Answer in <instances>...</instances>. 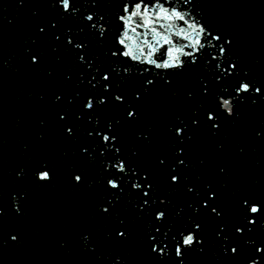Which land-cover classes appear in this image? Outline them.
Returning a JSON list of instances; mask_svg holds the SVG:
<instances>
[{
	"label": "water",
	"instance_id": "obj_1",
	"mask_svg": "<svg viewBox=\"0 0 264 264\" xmlns=\"http://www.w3.org/2000/svg\"><path fill=\"white\" fill-rule=\"evenodd\" d=\"M0 14L123 166L178 264H264V0H70L67 12L0 0ZM175 48L182 66L156 69Z\"/></svg>",
	"mask_w": 264,
	"mask_h": 264
},
{
	"label": "snow or ice",
	"instance_id": "obj_2",
	"mask_svg": "<svg viewBox=\"0 0 264 264\" xmlns=\"http://www.w3.org/2000/svg\"><path fill=\"white\" fill-rule=\"evenodd\" d=\"M125 10H127V9L125 8ZM159 11L167 19H171L174 16L177 17V18H179V19H183V17L179 16V14L177 12H172L169 15L165 11L164 8H160ZM138 12H139V9H137L136 12H133L132 15H137ZM89 19H92V18L90 17ZM121 19H123V17H121ZM129 19H130V17H129ZM189 27L192 28L193 32L196 31V29L192 25H189ZM101 31H102V29H101ZM204 32H205V30L202 27H200L199 28L198 36L200 34L204 33ZM126 38H127V34L125 33L124 34V38H119V37L117 38V43H119L120 45H125L126 46V44H125ZM213 39H217V38L216 37H213ZM165 43H171V41L165 39ZM203 46L204 45L201 43L200 39L199 38H196L189 45H185V47H192L193 50L191 52H182V49L181 48H175V49L172 50V54L168 53V60L167 61H164L162 63H155V61H150V62L151 63H155V66L158 67V68H165V69L172 68V69H176V68H179V67L182 66V61L179 59V57L176 55V53H181L182 52V54L184 56L191 57L192 54L198 50V48H202ZM119 54L120 55H123V56H129V55H131V49H129L128 51L120 52ZM138 58L139 57L133 56V59H138ZM103 79L107 80L108 77L107 76H104ZM238 91L239 92H246V91H248V88H247L246 84H245V86H242L240 84V87H239ZM117 99H119V97H117ZM221 105L225 109H228V108L231 107V104H230L229 100H221ZM129 115H131V113H129ZM211 118L212 117L209 116V119H211ZM103 139L104 140H108L109 138L107 136H104ZM117 169L119 171H122L123 170V166L122 165H118L117 166ZM40 178L41 179H47V174H42ZM173 179H175V177H173ZM112 186L115 188L117 186V184L116 183H113ZM133 186L136 187V185H133ZM249 211L255 212L256 209L255 208H249ZM193 241H194V236L191 233H189L188 235H183L182 236L181 244L183 246H185L187 244H193ZM176 252L178 253V255H181V247L179 245L176 248Z\"/></svg>",
	"mask_w": 264,
	"mask_h": 264
},
{
	"label": "clouds",
	"instance_id": "obj_3",
	"mask_svg": "<svg viewBox=\"0 0 264 264\" xmlns=\"http://www.w3.org/2000/svg\"><path fill=\"white\" fill-rule=\"evenodd\" d=\"M60 3H61V5H62L63 10H64L65 12H67V11L69 10V8H70V0H60ZM124 7H126V6H124ZM90 17H91V16L89 15V16L86 17V19H87V20H91V19H89ZM91 18H92V17H91ZM120 18H121V17H118V19H120ZM169 53L172 54V50H170ZM155 68H156V69H160V68H158V67H156V66H155ZM241 85H242V86H245V83H241ZM246 86H247V88L249 89V85L246 84ZM257 91H259V90L257 89ZM221 108H222V109H223L228 115H231V114H232L231 107L228 108V109H225V108L221 105ZM42 174H47V179H41L40 177H41ZM37 179H39V180L42 181V182H45V181H47V180L50 179L49 173L46 172V171H41V172L37 173ZM74 179H75L76 181H79V180H80L79 176L75 177ZM108 183H109V186H110V187L114 188V187L112 186V184L114 183L113 181H109ZM116 187H117V186H116ZM116 187H115V188H116ZM133 187H134V186H133ZM250 208H255V209H256L255 212L249 211L251 214H258V212H259V208H258L257 205H252ZM161 216H162V213H158V214H157V219H159ZM249 223H253V221H249ZM237 231L239 232L240 230L238 229ZM12 239H15V237H13ZM185 246H186V247H190V246H192V244H187V245H185ZM259 251H261V249H260V248H257V252H259ZM233 252H235V249H233ZM176 255H177V257L180 256V255H178L177 252H176ZM249 264H257V261H256V260L249 261Z\"/></svg>",
	"mask_w": 264,
	"mask_h": 264
}]
</instances>
